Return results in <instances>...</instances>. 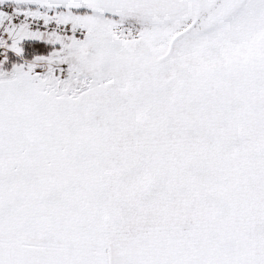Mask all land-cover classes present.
Here are the masks:
<instances>
[{"label":"snow or ice","instance_id":"1","mask_svg":"<svg viewBox=\"0 0 264 264\" xmlns=\"http://www.w3.org/2000/svg\"><path fill=\"white\" fill-rule=\"evenodd\" d=\"M0 264H264V0H0Z\"/></svg>","mask_w":264,"mask_h":264}]
</instances>
